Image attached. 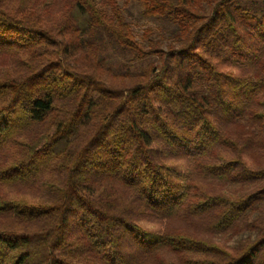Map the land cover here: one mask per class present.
Returning a JSON list of instances; mask_svg holds the SVG:
<instances>
[{"label": "trees", "instance_id": "16d2710c", "mask_svg": "<svg viewBox=\"0 0 264 264\" xmlns=\"http://www.w3.org/2000/svg\"><path fill=\"white\" fill-rule=\"evenodd\" d=\"M123 4L0 0V264H264V0Z\"/></svg>", "mask_w": 264, "mask_h": 264}, {"label": "rangeland", "instance_id": "374dc122", "mask_svg": "<svg viewBox=\"0 0 264 264\" xmlns=\"http://www.w3.org/2000/svg\"><path fill=\"white\" fill-rule=\"evenodd\" d=\"M123 4V0H120ZM123 6L127 8L126 13L128 14L129 20L131 21L133 27L136 30V33L139 38H141V34L143 30L149 26H153L158 29H162L161 34L166 39V36L170 33V25L163 23L162 21H158L156 19L148 18L142 15L141 9L136 1H130L127 5ZM157 30V29H156ZM167 42V41H166ZM247 234H243L239 237H236L231 243L235 242V240L239 239L240 237H245Z\"/></svg>", "mask_w": 264, "mask_h": 264}]
</instances>
